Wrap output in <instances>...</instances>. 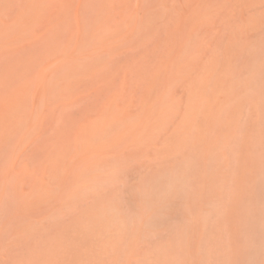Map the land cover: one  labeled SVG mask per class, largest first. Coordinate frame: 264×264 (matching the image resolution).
Returning <instances> with one entry per match:
<instances>
[{
    "label": "rangeland",
    "instance_id": "rangeland-1",
    "mask_svg": "<svg viewBox=\"0 0 264 264\" xmlns=\"http://www.w3.org/2000/svg\"><path fill=\"white\" fill-rule=\"evenodd\" d=\"M0 264H264V0H0Z\"/></svg>",
    "mask_w": 264,
    "mask_h": 264
}]
</instances>
